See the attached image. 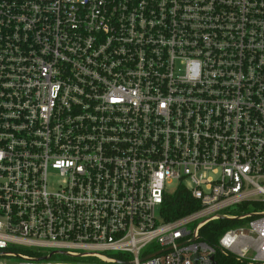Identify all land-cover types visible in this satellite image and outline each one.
Instances as JSON below:
<instances>
[{"label": "built area", "instance_id": "built-area-1", "mask_svg": "<svg viewBox=\"0 0 264 264\" xmlns=\"http://www.w3.org/2000/svg\"><path fill=\"white\" fill-rule=\"evenodd\" d=\"M58 254L264 264V0H0V264Z\"/></svg>", "mask_w": 264, "mask_h": 264}, {"label": "trees", "instance_id": "trees-1", "mask_svg": "<svg viewBox=\"0 0 264 264\" xmlns=\"http://www.w3.org/2000/svg\"><path fill=\"white\" fill-rule=\"evenodd\" d=\"M197 203L192 199L185 187L180 186L174 194L167 197L163 206L165 219L173 220L194 211L197 208ZM233 210V211H232ZM231 212H237V208L232 209ZM231 224L226 220H218L210 226H207L202 231V237L209 242L213 241V235H220L226 227ZM207 232L211 234L208 235Z\"/></svg>", "mask_w": 264, "mask_h": 264}, {"label": "rangeland", "instance_id": "rangeland-1", "mask_svg": "<svg viewBox=\"0 0 264 264\" xmlns=\"http://www.w3.org/2000/svg\"><path fill=\"white\" fill-rule=\"evenodd\" d=\"M175 185H176V182H174L172 184H169L167 186V191H169V192H175V190H174ZM172 194L173 193H171V195ZM254 209H256L255 206L248 205L246 210L249 211V212H252ZM238 225L239 224H229L226 227V229L231 228V227H237ZM72 250L79 251V252L85 251L83 249H72ZM100 252H102L105 255L110 256V257H113V256H116L117 257L118 256V252H116V251H100ZM54 259H59V260L64 259L66 261L73 262L74 264H110L109 262H106L102 258L96 257V256H91V257H81V256H78V257L72 258V257H69L67 255H60V254H58V255H55L54 256Z\"/></svg>", "mask_w": 264, "mask_h": 264}]
</instances>
